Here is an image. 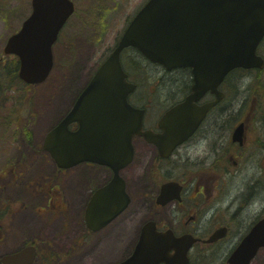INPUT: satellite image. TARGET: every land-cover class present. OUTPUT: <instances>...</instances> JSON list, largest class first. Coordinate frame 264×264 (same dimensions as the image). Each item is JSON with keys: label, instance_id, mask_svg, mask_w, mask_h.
Returning a JSON list of instances; mask_svg holds the SVG:
<instances>
[{"label": "water", "instance_id": "1", "mask_svg": "<svg viewBox=\"0 0 264 264\" xmlns=\"http://www.w3.org/2000/svg\"><path fill=\"white\" fill-rule=\"evenodd\" d=\"M32 11L19 31L11 35L4 54L19 58L18 76L29 84L41 83L53 65L52 45L67 18L74 10L71 0H31ZM264 37V0H148L133 17L117 46L97 68L68 113L45 135L43 149L59 168H70L81 162L106 165L112 169L109 183L99 188L85 209L87 227L99 230L128 205L130 198L120 170L132 159V138L140 134L143 109L127 101L134 84L127 81L120 63V52L136 47L146 58L170 70L193 67L197 79L185 101L169 110L162 120L168 127L182 125L191 115V102L206 89L216 94L203 108L206 111L221 98L217 90L224 76L234 68L264 67L257 47ZM202 87V88H201ZM77 122V128L69 124ZM186 137L191 126L186 125ZM194 127V126H193ZM148 135L147 132H144ZM172 134L171 132L166 133ZM244 123L233 131L241 141ZM183 139V138H181ZM181 139L179 141H181ZM178 143V142H176ZM175 145V143H174ZM170 147L169 149H171ZM169 183L162 187L158 197ZM224 234L217 230L209 240ZM194 238L173 237L169 232H156L153 223L142 230L133 254L117 264H188L187 251ZM260 247H264V217L230 253L229 264H249ZM174 248L173 255L168 249ZM34 246L3 255L4 264H31Z\"/></svg>", "mask_w": 264, "mask_h": 264}, {"label": "rangeland", "instance_id": "2", "mask_svg": "<svg viewBox=\"0 0 264 264\" xmlns=\"http://www.w3.org/2000/svg\"><path fill=\"white\" fill-rule=\"evenodd\" d=\"M72 1L75 4L76 13L74 11L73 17L68 20L53 47L56 61L63 65L68 62L67 73L61 74V67H54L48 79L40 85L28 87L16 84L7 89L3 86L0 92V223H3L7 229L5 238L3 237L5 232L0 229V256L10 253L23 243L32 241H35L43 252L47 251V254L49 250L60 253L68 249L73 236L80 234L77 238L80 241L82 239L83 243L79 245L81 242H77L71 258L73 264H108L118 256L124 255L126 250L118 243V238H115L110 245L115 243V245L119 244V247L114 250L115 255L110 258L109 262L100 255L96 259L91 257L98 255L93 245L96 244L99 236L92 233L87 234L81 217L78 219L82 209H79L76 214V208L73 206L74 198L77 197L76 200L81 201L83 194L79 191L78 195L68 187L65 181L69 177H65L63 183L66 201L70 205L69 209L73 206V211L71 210L69 215L63 213L50 217L49 212L52 208L47 207L50 199L46 194H42L44 191L42 183L47 178L51 182L57 170L50 159L46 161L47 154L41 151L38 153V151L41 149L46 132L68 111L79 90L93 74L98 64L110 53L117 37L119 38L122 33L126 20H129L146 0ZM30 11V0H0V71L3 75L5 66H11L16 60L9 55L3 56L2 49L5 41L10 34L18 30L22 20L29 15ZM258 53L264 57V40L258 47ZM130 54L142 68H145V71L152 73L153 78L156 77L158 74L156 66L146 64V61L135 53ZM122 63L127 66L124 59ZM235 76L229 79L230 118L232 121L237 119L235 123L245 118L249 122V131L253 134L248 135L246 156L252 154L253 157L238 166L228 164L229 172L222 178L225 186L224 195L229 199L230 196L238 193L242 184H248L250 176L256 174L262 181L258 196L260 199L264 197V165L261 163L264 159V125L260 120L264 118V68L260 71L245 70L236 73ZM232 84H235L233 89H236L235 92L231 90ZM20 89L23 95L31 91L33 93L31 110L34 117L31 130L33 142L37 144L38 149H35V145H30L21 139L20 136H14V128L6 124V116L11 118L15 116L13 102ZM260 163L261 165L256 167ZM18 174L19 178L15 180L13 176ZM11 175L13 176L10 177ZM69 181L71 182V179ZM18 182L21 183L20 187L10 186L11 183ZM72 182H74L73 178ZM32 190L34 193H31ZM67 215L71 222L65 225L64 231L69 230L64 236L54 238ZM248 217L247 214L239 218L240 222L219 245L204 248L193 247L190 254L193 264H225L226 255L236 243L239 233L250 221ZM142 219L139 218L140 222ZM132 228L130 226L129 229L123 231L121 236L129 234L128 239H130V232H134ZM49 240L54 242L53 246L50 245L52 243ZM102 252L104 255V251ZM107 258L109 257L105 259ZM37 264H40V259ZM58 264L69 263L58 262ZM254 264H264V249L259 251Z\"/></svg>", "mask_w": 264, "mask_h": 264}, {"label": "flooded vegetation", "instance_id": "3", "mask_svg": "<svg viewBox=\"0 0 264 264\" xmlns=\"http://www.w3.org/2000/svg\"><path fill=\"white\" fill-rule=\"evenodd\" d=\"M130 53L139 54L135 48L126 49V58L130 62V67L125 71L128 80L136 84L135 89L128 94L127 100L131 105L144 109L142 131H148L149 136L152 134L150 138L157 137L159 144L151 139L149 141L143 134L133 137L132 161L121 171L130 202L118 216L95 233L99 238L93 247L97 252L103 253L102 251L105 252L107 249V243L118 238L117 241L124 246L126 253L108 264L125 260L136 247L142 225L152 220L158 231H171L176 237L196 238V242L188 251L189 263L193 264L190 256L193 247L219 245L240 222L239 218L248 214L250 221L239 233L236 241L238 243L264 215V197L260 199L258 197L262 182L258 175L250 176L248 184H242L238 193L230 196L229 199L224 195L225 186L222 181L224 175L229 172L228 164L238 166L253 157L252 154L246 156L248 135L253 133L249 131L250 124L246 121L242 141L233 140L235 122L232 123L229 112L228 76L218 86V90L223 95L221 100L211 108L206 111L202 108L215 98L214 93L208 89L191 103V115L185 117L182 125L168 127V120L160 122L168 110L183 103L193 92L196 84L193 68L185 67L169 71L148 63L157 67L158 74L153 78V74L145 71ZM202 83L200 79L198 85ZM176 119L177 116H174V125L177 124ZM186 125L191 126L192 129L187 137H184V131L188 130ZM167 130L172 131V135H165ZM180 138L184 139L166 155L172 143ZM261 163L264 165V159ZM79 168L81 170H78ZM62 172L64 181L65 177H69L65 183L74 193L79 195L81 191L83 196L88 194V197L96 189L108 183L112 176L111 170L107 167L89 163L77 166L74 174L69 170ZM13 178L18 179L19 174L14 175ZM63 180L61 190L56 187L53 191L55 201L52 200L50 205L52 209L60 211L68 207L63 204V202L68 203ZM169 182L174 184L172 187H167L164 198L173 196V199L159 204L157 197L161 188ZM174 187L177 190H174ZM79 202L76 200L74 204L78 205ZM139 218H143L141 222ZM130 226L135 228V231L130 233V239L122 237L121 232L129 229ZM221 227L226 230L225 237L208 243L206 240L209 236ZM173 251L174 249H170L169 253ZM258 253L251 264L255 263ZM68 260L69 258L66 259ZM157 264L165 263L159 261Z\"/></svg>", "mask_w": 264, "mask_h": 264}, {"label": "trees", "instance_id": "4", "mask_svg": "<svg viewBox=\"0 0 264 264\" xmlns=\"http://www.w3.org/2000/svg\"><path fill=\"white\" fill-rule=\"evenodd\" d=\"M54 67H61V74L67 73V70L62 66V63L60 62L55 61L53 68ZM17 69L18 61L16 59L11 66H5L4 75L3 72L0 71V92L3 86H5L4 89H7L9 86H16V84L24 85L18 79ZM20 91L21 89L17 92L13 102L15 104V110L13 112L15 116L12 118L10 116H6V124H10L14 128V136H20L21 138L25 139L30 145H34L31 131V123L33 120L31 115V103L33 100V93L31 91L28 94L23 95L22 93H20Z\"/></svg>", "mask_w": 264, "mask_h": 264}, {"label": "bare ground", "instance_id": "5", "mask_svg": "<svg viewBox=\"0 0 264 264\" xmlns=\"http://www.w3.org/2000/svg\"><path fill=\"white\" fill-rule=\"evenodd\" d=\"M113 247H114L113 244L112 245H108L106 251L104 252V255L101 254L100 256L102 258H106V257L111 258V257H113L115 255V252L113 251Z\"/></svg>", "mask_w": 264, "mask_h": 264}]
</instances>
